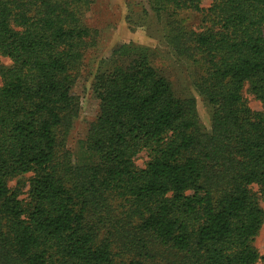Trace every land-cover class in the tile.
Here are the masks:
<instances>
[{
  "label": "trees",
  "instance_id": "1",
  "mask_svg": "<svg viewBox=\"0 0 264 264\" xmlns=\"http://www.w3.org/2000/svg\"><path fill=\"white\" fill-rule=\"evenodd\" d=\"M204 1L149 0L200 72L212 130L147 47L123 44L120 62L95 78L99 112L84 141L95 160L75 166L65 145L79 112L72 90L99 36L85 21L94 0H0V264H156L121 257L125 230L181 264L264 260L254 246L264 224V0ZM186 11L201 24L186 25Z\"/></svg>",
  "mask_w": 264,
  "mask_h": 264
},
{
  "label": "rangeland",
  "instance_id": "2",
  "mask_svg": "<svg viewBox=\"0 0 264 264\" xmlns=\"http://www.w3.org/2000/svg\"><path fill=\"white\" fill-rule=\"evenodd\" d=\"M209 4L210 0L203 3L204 6ZM180 16L186 20V25L197 27L201 24V17L197 12L186 11ZM85 21L99 31V36L96 45L87 51L84 65L72 90L79 103V112L68 132L65 148L75 166L91 164L95 160L84 143L90 124L99 112L100 102L94 90L95 78L120 62L119 48L123 44L147 47L153 64L170 80L176 94L196 101L201 128L205 131L212 130V106L199 88L200 72L185 55L174 51L167 38L170 33L167 16L157 13L149 0H94L85 15ZM2 60L11 64L9 58L4 57ZM243 93L251 108L262 109V102L251 93L249 83L245 85ZM147 159V153L142 152L137 156L136 164L143 167ZM29 176L30 174L21 175L10 180L9 184L12 187L21 186ZM28 189V184L23 186V197L28 195ZM113 206L115 214L120 215L119 202ZM138 239L137 232L125 230L123 235L115 237L114 248L126 260L144 258L148 263L181 264L182 255L175 250L158 243H150L145 248ZM254 246L264 255V224L255 238ZM146 250L153 256L140 255L141 251ZM257 264H264V260L260 259Z\"/></svg>",
  "mask_w": 264,
  "mask_h": 264
}]
</instances>
